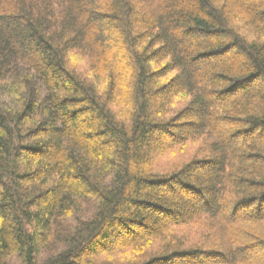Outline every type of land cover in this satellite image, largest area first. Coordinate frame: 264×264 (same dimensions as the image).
I'll return each mask as SVG.
<instances>
[{"label":"trees","instance_id":"1","mask_svg":"<svg viewBox=\"0 0 264 264\" xmlns=\"http://www.w3.org/2000/svg\"><path fill=\"white\" fill-rule=\"evenodd\" d=\"M12 259L264 264V0H0Z\"/></svg>","mask_w":264,"mask_h":264},{"label":"rangeland","instance_id":"2","mask_svg":"<svg viewBox=\"0 0 264 264\" xmlns=\"http://www.w3.org/2000/svg\"><path fill=\"white\" fill-rule=\"evenodd\" d=\"M254 1L256 5H262V0H254ZM73 59H75L76 62L77 61L80 62L81 60H83L80 64L82 65L81 67H84V68L87 65V61H89L88 58L86 57L82 59L81 57L77 56V57H73ZM9 264H19V263L16 259H12Z\"/></svg>","mask_w":264,"mask_h":264}]
</instances>
